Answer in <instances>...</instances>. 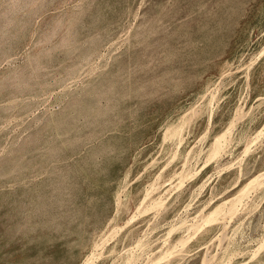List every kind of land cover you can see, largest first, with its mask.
<instances>
[{"label": "rangeland", "instance_id": "374dc122", "mask_svg": "<svg viewBox=\"0 0 264 264\" xmlns=\"http://www.w3.org/2000/svg\"><path fill=\"white\" fill-rule=\"evenodd\" d=\"M0 264H264V0H0Z\"/></svg>", "mask_w": 264, "mask_h": 264}]
</instances>
